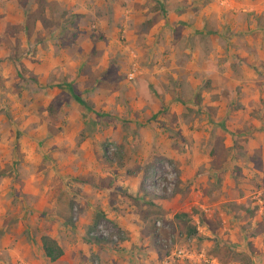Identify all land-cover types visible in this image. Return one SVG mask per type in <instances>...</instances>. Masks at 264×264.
I'll return each mask as SVG.
<instances>
[{
	"label": "rangeland",
	"instance_id": "obj_1",
	"mask_svg": "<svg viewBox=\"0 0 264 264\" xmlns=\"http://www.w3.org/2000/svg\"><path fill=\"white\" fill-rule=\"evenodd\" d=\"M0 1L1 7L7 0ZM15 2L27 7L26 30L0 36V264H57L42 257L41 234L61 244L64 264H264L261 246L248 244L242 251L218 231L226 223L264 222V158L258 167L264 153L253 148L249 188L240 173L247 164V132H230L240 130L235 110L243 86H234L220 66L230 28L240 25L241 32L253 24L264 42V9L238 14L222 6L214 10L221 11L218 18L206 20L222 38L197 37L205 47L216 39L222 49L215 53L217 76L209 78L167 68L164 35L153 28L166 21L170 3L164 0L89 4L116 15L110 33L101 32L78 4L71 13L54 0ZM180 31L178 26L172 33L178 38ZM49 55L65 67L67 59L79 60V69L70 75L48 66L42 56ZM250 71L264 77V64ZM62 83L96 114L75 102ZM261 84L255 85L258 103ZM169 203L174 207L162 206ZM259 206L258 217L253 211ZM178 213L187 217L175 218ZM183 221L196 233L187 236ZM245 229H239L243 237L255 236ZM257 234L264 237V225ZM75 252L79 256L72 259Z\"/></svg>",
	"mask_w": 264,
	"mask_h": 264
},
{
	"label": "crops",
	"instance_id": "obj_2",
	"mask_svg": "<svg viewBox=\"0 0 264 264\" xmlns=\"http://www.w3.org/2000/svg\"><path fill=\"white\" fill-rule=\"evenodd\" d=\"M43 1H49V0H43ZM92 1V2H90ZM105 1L107 0H54L60 7L64 8V10H67L71 13H74L75 11H71L74 4H78L81 6V13H85V17L91 18L95 23L96 26L101 29L100 31L103 33H110V31L113 32V28L116 25V15H111L107 12H98L96 6L99 5H105ZM122 2L123 0H116ZM158 2H162V0H156ZM165 2H169L170 5L165 7L166 9V21L157 23L153 28L155 29L157 26V31L161 33L162 31L164 35V49L169 50V55L167 56V59H164L165 63H168L169 65L167 68L170 67H176L181 70V73H184L185 75L190 76H196L199 74H205L209 78L217 76L218 70L215 68V63L219 62L217 61V57L220 56V52L222 49L220 48V45H217L216 39L214 43L209 46L201 45L198 42L197 37H201L204 35H208L210 38H217L221 39L219 35H221L219 29L215 30L212 27L207 26L209 23H206V20L209 18H212L214 15L218 18L221 11H216L214 13V10H219L222 6L226 8H232L234 12H237L238 14L240 12H252L253 10L260 12L264 9V0H164ZM2 2V1H0ZM98 2V5L91 6L89 4H95ZM85 3H88L87 7ZM219 3V5L217 4ZM89 6V7H88ZM3 7V8H2ZM27 7H23L22 5H19L15 2V0H7L1 5L0 7V36H4V38H11L14 30H18L19 34L23 35V32L26 30V21L25 17L27 14L26 11ZM80 9V7H79ZM78 9V10H79ZM130 12V10H128ZM254 11V12H255ZM127 12V11H126ZM80 13V14H81ZM223 14V12H222ZM250 14V13H249ZM130 15V14H129ZM225 15V13H224ZM251 15H255L251 14ZM83 16V15H82ZM131 18L133 19V22L136 23V19L132 15ZM125 19H128V15L125 14ZM139 21V25L140 20ZM137 21V26H138ZM231 21V19H230ZM130 22V21H128ZM236 22V21H234ZM37 27L42 32V27L39 22V20H36ZM237 23H235L236 25ZM134 25V24H133ZM179 26L180 31V37L176 38V35L172 33V30L174 28H177ZM232 27V26H231ZM129 27L127 26L125 30H127ZM243 29V27H242ZM241 28L240 25L238 27H234L233 29L230 28L229 32L226 34L227 36H224V47L223 51L227 49L228 55L223 54V57L225 60L222 64H220L221 68H223V76H226L228 79H230L234 86L242 85L243 88L241 89L238 97H239V104L240 107H238L237 110H235V114L238 117L235 120V124L237 128H240L239 131L231 130V137L236 135L237 133H241L245 130L247 134H245V141L243 142V149L245 151L244 159H247L246 166L242 169L240 173L244 176L245 175V181L247 182V186L249 188H252L253 180L252 177L255 178V176H252L253 172L255 171V168L253 167V163L250 162L252 160L251 153L253 151V148H259L261 152L264 153V102H261V99L264 101V88L261 90L260 95H258V98L260 99V102L257 101V90L255 88V85L262 86L261 82L264 84V77H259L257 79L256 75L250 71V67L253 65H263L264 64V42L261 41L259 38H256L255 33L256 27L251 24L245 26V29L242 30L244 32H240ZM253 33V36L255 37L252 39L250 37V33ZM43 34V33H42ZM155 34V31H153V36ZM243 35H245L243 37ZM11 36V37H10ZM198 37V38H199ZM206 37V36H205ZM243 37V38H242ZM153 38V37H152ZM51 45V43H49ZM97 45V47H96ZM99 44H95V48H99ZM208 47V48H207ZM160 50H162L160 45ZM219 50V52H217ZM216 53V56H215ZM217 53H219L217 55ZM43 59L47 62L48 66H59L63 70V72H66L67 74L74 75L75 71L77 72V69H79L80 62L79 60H76L75 62H72L70 59H67L68 64L65 67L63 64L64 62H60V58L54 57L53 55H49L47 57L42 56ZM176 57H182L183 61L177 62L175 60ZM216 59V60H215ZM12 58H6L5 61L11 62ZM95 67V66H94ZM92 67V68H94ZM70 68V70H69ZM165 68V69H167ZM242 69L246 70V75L242 74ZM72 70V71H71ZM102 72L107 70V61L101 65ZM48 73L45 72V75ZM44 74V73H43ZM229 98H234V92L230 93L228 95ZM257 112L260 113L261 118L260 120H256L252 115H257ZM213 117V116H212ZM218 119L217 121H219ZM216 121V120H215ZM254 129V130H253ZM239 135V134H237ZM242 157V156H241ZM246 157V158H245ZM249 158V160H248ZM264 154H261V161L258 164V167L260 168L263 162ZM238 164V163H237ZM239 165V164H238ZM211 173H213L212 170H209ZM241 184V182H239ZM251 191V190H250ZM258 194V191L256 192ZM166 204V203H165ZM170 205H162L166 208L174 207L169 203ZM185 208V207H184ZM262 208L259 206L256 208L253 212L257 214L259 217V214L261 213ZM257 217V220H259ZM61 222V221H60ZM63 226V224H61ZM264 222L263 221H251L249 225L241 226V225H235V224H223L219 227V236L226 240V242L234 243L233 245H236L237 247H240L242 251L245 250V247H247L248 244H251L252 249L257 250L261 246V249L264 250V237L257 234L259 232V229L263 227ZM248 228L249 231L254 230L255 236L253 237H243L242 231H247ZM241 229V230H239ZM200 236V233H198ZM207 234L208 233H204ZM204 236V235H203ZM206 236V235H205ZM214 236V235H213ZM218 237V236H217ZM53 238V237H52ZM245 238V239H244ZM247 238V239H246ZM60 246L61 244L57 242ZM239 245V246H238ZM62 248V246H61ZM92 250L95 252H98L97 246H92ZM62 255L55 261L57 264H64L65 260H67V255L62 248ZM256 252V251H255ZM258 252V251H257ZM260 252V251H259ZM85 254V253H84ZM78 252H75L72 255V259H75L78 257ZM103 260V258H101Z\"/></svg>",
	"mask_w": 264,
	"mask_h": 264
},
{
	"label": "trees",
	"instance_id": "obj_3",
	"mask_svg": "<svg viewBox=\"0 0 264 264\" xmlns=\"http://www.w3.org/2000/svg\"><path fill=\"white\" fill-rule=\"evenodd\" d=\"M146 20L145 22H147L148 25H150L151 24L150 19H146ZM62 86L66 87L69 95L72 97V99L75 102L83 106L84 109H86L87 111L96 114L92 106L78 92L74 91V89L70 86L69 83H62ZM174 216L175 218H180L182 216L187 217L186 213H178V214H174ZM55 219L60 220L65 228L73 229L68 219L64 220V218L59 215H56ZM198 221L199 223H204L205 226L208 227L207 225L208 221L204 217L199 216ZM183 223L186 224L185 221H183ZM186 229H187V236H190L196 233L195 227L193 225L186 224ZM39 250H40L42 257L46 258L49 262H53L57 260L63 253L62 248L57 243V241L47 234H41L39 236Z\"/></svg>",
	"mask_w": 264,
	"mask_h": 264
},
{
	"label": "built area",
	"instance_id": "obj_4",
	"mask_svg": "<svg viewBox=\"0 0 264 264\" xmlns=\"http://www.w3.org/2000/svg\"><path fill=\"white\" fill-rule=\"evenodd\" d=\"M127 78H128V79H132V78H133V74H132V72H129V73L127 74Z\"/></svg>",
	"mask_w": 264,
	"mask_h": 264
}]
</instances>
